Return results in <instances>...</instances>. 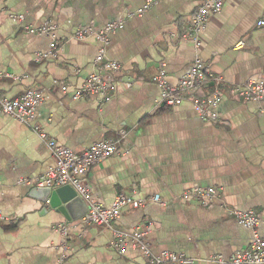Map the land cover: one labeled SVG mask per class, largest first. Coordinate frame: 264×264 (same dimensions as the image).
Instances as JSON below:
<instances>
[{
    "label": "crops",
    "instance_id": "1",
    "mask_svg": "<svg viewBox=\"0 0 264 264\" xmlns=\"http://www.w3.org/2000/svg\"><path fill=\"white\" fill-rule=\"evenodd\" d=\"M149 1L148 10L136 14ZM201 1L0 0V97L14 99L31 88L44 97L32 125L0 111V213L10 219L0 229V264H148L141 249L130 246L121 254L112 246L115 231L130 233L147 223L153 224L149 240L155 253L229 258L249 248L252 230L227 209L255 211L264 237V101L232 98L234 87L264 81V26L258 25L264 0L227 1L196 46L183 36ZM120 20L125 26L112 34L107 52L123 67L118 90L104 105L96 96L74 99L101 69L94 63L100 42L76 41L73 32ZM46 23L57 26L58 56L40 62L37 55L48 52L54 38L27 28ZM196 58L224 79L216 121L200 119L188 100L172 108L157 104L161 91L154 79L160 71L176 85ZM214 91L208 86L196 94ZM33 126L79 153L103 139H120L118 153L85 176L90 198L109 207L129 194L145 198L146 205L125 208L111 229L79 224L88 207L84 200L76 201L66 219L47 203L51 195L45 200V193L23 182L55 167ZM199 187L222 189L227 208L180 200ZM60 226L69 229V237Z\"/></svg>",
    "mask_w": 264,
    "mask_h": 264
},
{
    "label": "built area",
    "instance_id": "2",
    "mask_svg": "<svg viewBox=\"0 0 264 264\" xmlns=\"http://www.w3.org/2000/svg\"><path fill=\"white\" fill-rule=\"evenodd\" d=\"M229 0H202L196 14L190 19L187 33L183 36L184 40L192 41L196 46L199 45V34L208 23L210 17L219 14L225 3ZM152 1H149L144 9L136 14L142 15ZM14 21L22 22L24 17H14ZM264 26V20L258 23ZM123 20L108 23L103 28L85 27L77 29L72 34V39L76 41H86L90 37H96L100 42L98 54L94 60L95 65L101 69V73L90 75L83 85L74 92V99H81L88 96L99 98L100 104L110 102L113 95L118 90V79L122 72V65L107 57L108 48L111 44V36L116 31L123 29ZM57 26L46 23L40 27H28L30 34L46 35L54 38L51 49L46 53H39L37 61H44L58 56L59 44L55 40ZM158 85L161 95L157 104L161 107H176L183 101H190L197 116L205 122L216 121L219 119V107L224 100L223 91L220 85L224 79L214 75L208 65L201 59L196 58L189 72L176 85L171 84L164 69L154 79ZM212 84L215 87L213 94L209 96H196L198 90H202ZM69 88L62 86V91L67 93ZM198 95V94H197ZM233 99H240L247 102L264 101V81L250 80L243 85L234 87ZM43 93L36 88L26 90L20 97L9 99L0 97V111L5 115L14 117L25 125H32L36 118L38 106L43 102ZM34 132L38 134L42 142L49 149L55 167L46 173L36 177L33 181L24 180L26 184H31L37 188H61L69 186L74 188L79 196L88 204V213L79 220L82 226H99L111 229L113 224L121 217L122 212L127 207L139 209L146 205L145 198L136 195L121 194L116 197L109 207H104L96 201L91 200L90 190L84 182L90 168L118 153V143L120 139H103L91 145L85 151L79 153L73 149L64 147L56 139L50 137L39 126H33ZM124 132L120 136H123ZM166 205L159 197L153 199ZM181 201H195L200 205H212L217 202L226 207L222 189L217 187L194 188L185 192ZM48 204L50 201L47 202ZM228 215L236 219L242 226L252 230V238L248 249L237 252L229 258L216 255L207 259L192 258L182 253L162 251L155 253L149 235L153 224L147 223L137 227L133 232L115 231V239L112 246L117 248L121 254H126L128 247L139 248L143 251L148 260V264H264V237L259 233L258 227L260 218L255 211H240L237 209H227ZM10 222V219L0 213V229L3 225ZM63 234L69 237V229L60 226Z\"/></svg>",
    "mask_w": 264,
    "mask_h": 264
},
{
    "label": "water",
    "instance_id": "3",
    "mask_svg": "<svg viewBox=\"0 0 264 264\" xmlns=\"http://www.w3.org/2000/svg\"><path fill=\"white\" fill-rule=\"evenodd\" d=\"M209 86H212L209 85ZM36 193H45L44 198L47 200L49 196L51 195L50 203L51 206L57 210L59 213H61L66 219H70L72 216L73 208L76 204V201H81L82 198L79 196L78 192L69 186L57 188L56 190H52L50 188H37L34 190ZM87 211L84 215L88 213V207L86 208ZM83 215V216H84ZM81 216L80 219L83 217ZM75 220V218H74Z\"/></svg>",
    "mask_w": 264,
    "mask_h": 264
},
{
    "label": "trees",
    "instance_id": "4",
    "mask_svg": "<svg viewBox=\"0 0 264 264\" xmlns=\"http://www.w3.org/2000/svg\"><path fill=\"white\" fill-rule=\"evenodd\" d=\"M196 96H199V95H197V94H195Z\"/></svg>",
    "mask_w": 264,
    "mask_h": 264
}]
</instances>
